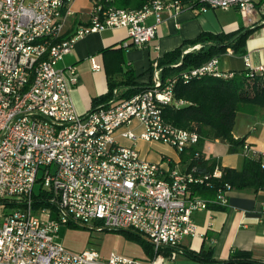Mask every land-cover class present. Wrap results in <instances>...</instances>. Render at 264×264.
Here are the masks:
<instances>
[{
	"label": "built area",
	"instance_id": "built-area-1",
	"mask_svg": "<svg viewBox=\"0 0 264 264\" xmlns=\"http://www.w3.org/2000/svg\"><path fill=\"white\" fill-rule=\"evenodd\" d=\"M72 1L0 0V264H169L180 252H164L196 235L193 214L226 208L233 188L228 183L214 186L224 169L216 161L211 171L200 168L197 162L203 155L195 149L201 137L166 122L161 111L185 105L173 97L177 80L229 78L232 73H221L215 57L162 80L155 63L149 89L123 100L115 90L109 106L80 114L70 99L76 69H57L56 64L78 39L106 29L126 31L125 49L144 47L156 37L163 10L177 15L184 10L235 8L250 24L264 0H151L140 9L93 0L88 24L65 37ZM150 16L154 22L148 25ZM90 60L92 70L99 71L101 66ZM246 69L250 77L264 74V66L251 68L247 63ZM133 123L141 127L140 134L131 129ZM118 131L132 147L116 141ZM139 140L186 155V167L180 169L170 159L147 162L134 147ZM242 154L259 159L264 169V154L247 144ZM38 181L50 207L35 210L33 189ZM202 187L215 194L198 195ZM78 223L135 231L151 245L154 256L141 260L111 253L104 259L94 249L70 252L56 242L57 234L61 226Z\"/></svg>",
	"mask_w": 264,
	"mask_h": 264
},
{
	"label": "crops",
	"instance_id": "crops-1",
	"mask_svg": "<svg viewBox=\"0 0 264 264\" xmlns=\"http://www.w3.org/2000/svg\"><path fill=\"white\" fill-rule=\"evenodd\" d=\"M92 8L93 0L72 1L65 18V37L88 24ZM161 18L156 37L141 48H123L127 34L121 28L90 33L75 42L70 53L56 64V68L73 66L76 69L77 83L70 93V99L77 113L90 111L92 101L106 95L110 87L119 91L120 95L122 90L116 87L128 81L138 86L150 85L153 64L201 33L229 34L241 29H253L245 42L244 54L237 55L227 50L219 57V69L221 73L228 74L244 71L247 63L251 68L264 66V1L257 6L250 24L241 18L235 8L203 13L184 10L177 15L173 11L163 10ZM153 22L152 16L146 20L148 25ZM91 58L101 66L99 71L92 70ZM131 129L136 134L141 133L137 123H133ZM120 132L115 134L116 141L124 147H132L133 144L123 139ZM232 136L236 141L249 145L258 155L264 154V110L244 106L236 115ZM242 145L230 151V146L225 142L203 140L196 149L205 159L218 162L223 169L240 170L245 159ZM134 147L147 162L161 163L164 159H170L180 169L186 167L188 158L182 160L173 148L165 144L139 140ZM193 220L197 226L196 235L184 238L179 248L195 253L211 249L216 261H226L232 252L245 251L253 259L264 262V191L233 190L228 195L226 208L196 212ZM169 264L199 263L179 254Z\"/></svg>",
	"mask_w": 264,
	"mask_h": 264
},
{
	"label": "trees",
	"instance_id": "trees-1",
	"mask_svg": "<svg viewBox=\"0 0 264 264\" xmlns=\"http://www.w3.org/2000/svg\"><path fill=\"white\" fill-rule=\"evenodd\" d=\"M151 0H114L113 5L122 9H140ZM192 0H183V2ZM106 2V0H103ZM253 29H241L235 33H201L195 39L184 42L179 48L166 53L158 60L157 65L161 69V79L179 77L181 73L199 67L212 58L220 57L227 50L234 54L242 55L245 52V42L253 32ZM198 47V50H193ZM179 64V65H178ZM178 65V66H174ZM122 90L118 99H129L138 93L150 88L138 86L128 81L117 86ZM115 88L110 87L106 95L92 101V109L107 107L113 99ZM173 97L175 100L185 102L182 107L175 108L173 105L163 107L161 114L163 119L176 128L196 132L203 140H220L233 147L240 146L243 141H236L232 136L235 118L244 106H252L264 110V74H256L250 77L249 70L232 73L229 78H217L206 76L201 79L183 83L177 80L173 86ZM197 150V149H195ZM182 160L188 157L182 155ZM198 166L205 171H211L214 162L205 159L203 156L197 162ZM221 183H228L233 190H253L254 192L264 191V169L261 168L260 160L245 158L240 170L224 169L221 180L215 182V187ZM197 194L204 197H211L215 194L214 189L204 187L197 189ZM48 194L43 191L34 196L33 208L35 210L50 207L46 201ZM219 209V208H216ZM224 209V208H222ZM128 238L142 244L148 259L154 254L151 245L143 236L135 231L126 230ZM180 252L181 255L199 264H264L252 258L249 252L235 251L229 255L226 261L213 259L212 250L202 249L195 253L177 249H167L165 256L171 252Z\"/></svg>",
	"mask_w": 264,
	"mask_h": 264
},
{
	"label": "rangeland",
	"instance_id": "rangeland-1",
	"mask_svg": "<svg viewBox=\"0 0 264 264\" xmlns=\"http://www.w3.org/2000/svg\"><path fill=\"white\" fill-rule=\"evenodd\" d=\"M38 178H41V173ZM40 190L41 184L38 181L33 189L34 195H38ZM56 242L73 253L94 249L104 259L111 253L137 259L146 257L141 243L128 238L122 231L105 229L96 223L63 225L59 229Z\"/></svg>",
	"mask_w": 264,
	"mask_h": 264
}]
</instances>
